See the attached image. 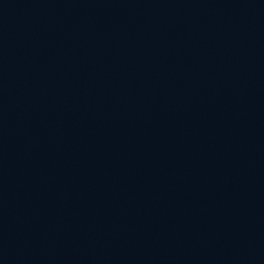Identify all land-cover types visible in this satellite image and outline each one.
Segmentation results:
<instances>
[{
  "label": "water",
  "instance_id": "1",
  "mask_svg": "<svg viewBox=\"0 0 264 264\" xmlns=\"http://www.w3.org/2000/svg\"><path fill=\"white\" fill-rule=\"evenodd\" d=\"M0 264H264V0H0Z\"/></svg>",
  "mask_w": 264,
  "mask_h": 264
}]
</instances>
